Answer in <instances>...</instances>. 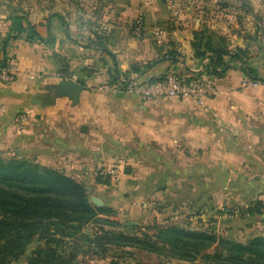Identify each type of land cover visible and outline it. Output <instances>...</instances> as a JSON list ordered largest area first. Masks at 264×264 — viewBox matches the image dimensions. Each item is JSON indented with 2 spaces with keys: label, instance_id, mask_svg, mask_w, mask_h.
Returning a JSON list of instances; mask_svg holds the SVG:
<instances>
[{
  "label": "crops",
  "instance_id": "1",
  "mask_svg": "<svg viewBox=\"0 0 264 264\" xmlns=\"http://www.w3.org/2000/svg\"><path fill=\"white\" fill-rule=\"evenodd\" d=\"M70 1L72 8L61 12L59 0H35L39 11L31 18L0 0V60L5 53L18 69L11 83H0V152L62 172L123 216L146 214L156 202L168 206L186 197L195 203L206 188L203 180L212 182V197L241 199L237 207L264 205V83L241 86L247 77L240 63L221 77L209 76L207 60L193 57L198 23L186 14H157L152 0L141 7L139 0H102L97 23L107 33L97 40L84 19L89 1L80 2V13ZM45 3L50 13L40 10ZM139 16L146 34L136 39L130 24ZM13 17L33 26L40 40L14 33ZM246 62L264 76V54ZM168 73L210 80L216 93L198 105L140 99L123 89L130 80L150 82ZM67 80L83 81L76 105L54 93ZM16 117L23 119L20 130ZM112 157L126 164L108 186L96 184V168Z\"/></svg>",
  "mask_w": 264,
  "mask_h": 264
},
{
  "label": "trees",
  "instance_id": "2",
  "mask_svg": "<svg viewBox=\"0 0 264 264\" xmlns=\"http://www.w3.org/2000/svg\"><path fill=\"white\" fill-rule=\"evenodd\" d=\"M21 22V17H13L14 33L40 40L33 26L27 22L24 27ZM192 36L193 57L207 60L205 71L209 76L221 77L232 64L240 63L248 79L264 83V76L248 66L246 49H232L225 36L208 29L196 30ZM96 38L102 39L98 35ZM168 56L175 58L173 53ZM7 64L4 53L0 68ZM131 71L138 69L131 67ZM113 79L116 81L115 74ZM110 181L109 177H95L99 185L108 186ZM238 208L241 218L264 213L259 201ZM114 214L112 208L95 206L84 185L62 172L16 155L0 154V264H82L77 260L78 242L102 253L110 248H130L188 263L202 259L206 264H264V236L241 242L177 224H153L140 230L138 236L129 235L115 231L121 225L104 218ZM92 223L97 228L89 237L82 230ZM104 226L112 228L106 230ZM22 258L25 263H20Z\"/></svg>",
  "mask_w": 264,
  "mask_h": 264
},
{
  "label": "rangeland",
  "instance_id": "3",
  "mask_svg": "<svg viewBox=\"0 0 264 264\" xmlns=\"http://www.w3.org/2000/svg\"><path fill=\"white\" fill-rule=\"evenodd\" d=\"M72 1L75 5L74 9L80 13V2L82 0ZM88 1L89 3L83 6L87 13L84 19L91 25V31L99 37L105 36L107 28L105 25L97 23L99 15L103 11V1ZM110 1L105 0L106 4H109ZM141 1L139 0V7H141ZM3 2L7 8L22 12L31 18L38 15L39 9L35 4V0H3ZM99 2L100 5H98ZM152 3L157 14H168L173 18L186 14L197 21V30L208 29L225 36L232 49L239 47L248 51L247 60L249 55L264 54V0H152ZM72 4L70 0H59L56 3V8L64 12L67 7L72 8ZM50 7L51 5L45 3L40 10L50 13ZM53 11L55 10L53 9ZM79 17L80 15H77V18ZM82 21L84 20L79 19L78 22L82 23ZM136 21H139L141 28L139 36L133 34ZM80 29L82 30V27ZM130 31L136 39L142 38L146 34V28L140 16L131 22ZM247 149L250 153H253V148ZM0 154L2 157H8L3 152H0ZM202 183L203 186L206 185V188L195 203H191L185 197L181 201L176 199V202H172L168 206H166V203H153L151 210L146 214L142 213L138 216H123L120 214V216L115 211L116 215H109L104 218L108 221H116L121 225L115 228V231L137 236L141 231H145L147 226L153 224H177L190 229L215 232L217 235L241 242L252 236H264V213L260 216L241 218L239 208L235 206L236 203L243 202L241 199L229 200L231 198L224 195L218 198L212 197L209 189H207L212 182L203 180ZM89 196L91 197L90 194ZM227 209H229V212ZM131 226H136L137 229L133 230ZM96 228V223L88 224L83 228L82 233L92 237L96 232ZM111 228L110 226H104L106 230H111ZM77 244L80 246L77 260L82 264H206L202 259L188 263L166 259L130 248H110L102 253L93 250L92 247L84 246L81 242ZM33 247L34 245L29 248L27 254L30 253ZM24 261V258H22L20 263H25Z\"/></svg>",
  "mask_w": 264,
  "mask_h": 264
},
{
  "label": "built area",
  "instance_id": "4",
  "mask_svg": "<svg viewBox=\"0 0 264 264\" xmlns=\"http://www.w3.org/2000/svg\"><path fill=\"white\" fill-rule=\"evenodd\" d=\"M141 28L139 21L135 22L133 34L139 36ZM156 41L161 44L162 32L156 30L154 33ZM17 63L10 61L6 67L0 68V83H11L17 73ZM257 81L244 78L241 86L256 87ZM124 91L140 99L149 98H178L192 99L198 105H203L206 98L216 93L215 87L210 80L202 78H188L175 73H168L154 82H141L130 80L124 84ZM13 125L17 129H22L23 119L16 117ZM126 164V160L120 157H112L107 164L99 165L95 170V177L105 176L115 179L120 169Z\"/></svg>",
  "mask_w": 264,
  "mask_h": 264
},
{
  "label": "water",
  "instance_id": "5",
  "mask_svg": "<svg viewBox=\"0 0 264 264\" xmlns=\"http://www.w3.org/2000/svg\"><path fill=\"white\" fill-rule=\"evenodd\" d=\"M85 90L83 81H61L54 86V93L56 96L67 98L73 105L78 103L79 95ZM18 155V153H16ZM90 201L97 207H103V203L96 197H90Z\"/></svg>",
  "mask_w": 264,
  "mask_h": 264
}]
</instances>
